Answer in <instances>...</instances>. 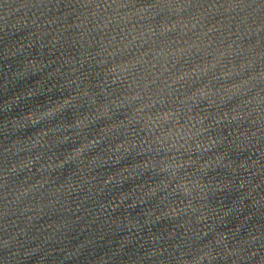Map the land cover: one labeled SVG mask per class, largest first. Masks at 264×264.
<instances>
[{
    "label": "water",
    "instance_id": "obj_1",
    "mask_svg": "<svg viewBox=\"0 0 264 264\" xmlns=\"http://www.w3.org/2000/svg\"><path fill=\"white\" fill-rule=\"evenodd\" d=\"M0 264H264V0H0Z\"/></svg>",
    "mask_w": 264,
    "mask_h": 264
}]
</instances>
